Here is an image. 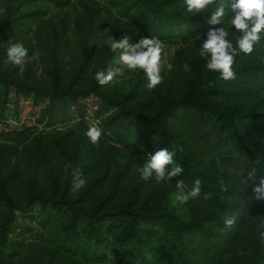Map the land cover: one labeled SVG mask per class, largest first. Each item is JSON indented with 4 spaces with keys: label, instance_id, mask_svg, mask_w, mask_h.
Wrapping results in <instances>:
<instances>
[{
    "label": "trees",
    "instance_id": "16d2710c",
    "mask_svg": "<svg viewBox=\"0 0 264 264\" xmlns=\"http://www.w3.org/2000/svg\"><path fill=\"white\" fill-rule=\"evenodd\" d=\"M38 1L64 6L70 0H0V117L5 120V132L16 135L36 126L67 129L53 141L40 134L23 144L26 161L39 171L33 178L19 171L6 173L17 150L0 147V198L11 210L21 207L14 188L19 186L18 199L23 206L36 201L68 211L67 229L75 226L80 215L89 220L122 215L126 222L121 234L126 238L139 233L141 220L162 219L169 238L160 257H169L173 264H243L240 244L245 248L264 224V199H257L252 191L264 179V110H257L264 108V63L254 61L264 54V35L251 54L235 56L236 77L226 81L218 72L209 71L207 59L199 55L203 39L198 33L208 28V18L186 14L185 5L177 0H104L144 37L174 45L168 66L161 62V84L149 90L144 72L127 91L98 84L95 74L114 66L116 53L107 45H97L104 24L92 12L73 17V45L67 20L52 36L36 38L32 49L36 45L40 48L39 58L49 78L46 85H40L14 74L7 62L9 46L3 44L19 37L23 30L24 15L18 13L19 8ZM27 14L34 16V12ZM230 14L228 2L222 24L212 28L226 29ZM227 31V39L236 47L235 36L240 37V33ZM184 64L189 71L184 70ZM93 126L102 132L100 143L138 146L141 141L146 154L175 148L174 160L183 169L177 179L190 190L200 179L203 202L246 210L252 219L229 229L222 220H187L172 210H148L138 203L136 195L141 189L111 197L112 187H118L115 180H122V185L127 180L131 162L115 172L111 187L105 191L106 171L113 156L108 150L100 149L98 156L92 151L94 145L86 132ZM82 140L88 144L84 150ZM58 165H63L62 173L57 171ZM72 168L81 169L87 181L76 193L71 192ZM253 169L254 177L244 185L242 179ZM3 243L0 240V245ZM98 253L105 254L102 244ZM5 257L0 253V264H7ZM51 260L30 242L15 264H51ZM248 264H264V252Z\"/></svg>",
    "mask_w": 264,
    "mask_h": 264
},
{
    "label": "rangeland",
    "instance_id": "374dc122",
    "mask_svg": "<svg viewBox=\"0 0 264 264\" xmlns=\"http://www.w3.org/2000/svg\"><path fill=\"white\" fill-rule=\"evenodd\" d=\"M177 2L186 7L184 0H177ZM228 2L231 3V0ZM185 11L191 16L208 18V21L211 18V12L194 15L188 13L187 10ZM28 12H34V16H28ZM92 12H96L100 22L104 24L103 30L96 38L99 47L106 46L104 40L109 35L114 36L116 40L127 35L132 44L137 43L141 38H146L136 26L120 14L117 8L104 0H70L64 6L39 1L26 2L18 11L19 14L24 15L25 23L22 32L19 37L13 40L3 41L6 46L21 43L28 50V56L25 58L22 69L7 60L9 66L14 69V74L20 79L28 78L40 85H46L49 78L46 73V65L39 58L40 48L36 45L32 49L36 38L39 35L52 36L57 31L58 26L67 20L70 21L68 34L70 35V43L73 45L76 37L75 18L73 17L77 14L88 16ZM66 15L69 18H65ZM231 16L232 14L227 19L226 29L236 31L234 26L230 25ZM213 26L208 23V28L198 33L202 36L203 41L207 39V32ZM235 38L239 39V35L236 34ZM161 45L163 48L161 62L164 61V66H168L174 45H165L163 42ZM116 59L115 56L113 63ZM254 61L264 63V54L255 57ZM141 72L143 71L139 69L134 72L125 69L124 76L119 77L122 81L121 84L116 87L110 85L106 87L127 91ZM257 110H264V108H257ZM3 129H0V147L10 151L17 150V152L12 153L5 172L19 171L33 178L39 174V171L31 168L26 161L22 150L23 144L33 136L40 134L53 141L59 133L65 132L67 127L56 126L42 129L40 126H36L20 135L6 133V129ZM81 133L82 131H78L77 135H81ZM81 144L83 150L88 147L86 140H82ZM141 146V141H139L138 146H126L112 141H104L103 143L99 141L98 145L93 146L92 151H95L97 156L100 149L108 150L109 155L113 156L112 166L106 171L105 191L111 187V179L115 172L131 162L129 174L126 176L127 180L124 179L123 185L122 180H115L118 187H112L111 197L122 192H129L131 189H141L136 195L138 203L148 210H172L187 220L200 219L210 222L218 220L224 222L225 217L234 215L237 217L235 225L252 219V214L246 210L209 205L203 202L200 197L192 199L182 206L173 207L170 197L177 191L175 183L179 179L174 178L171 182L161 184H157L154 177L149 181H143L139 169L148 160V154L143 152ZM57 171L62 173L63 165H58ZM120 186H122L121 191H119ZM14 188L19 193V186ZM18 193H15L16 202L21 207L14 210H11L10 206L0 198V230L3 231L0 240L4 242L0 245V253L2 256H6L4 260L7 264H15L22 253V248L30 242H34L43 254L52 257L51 264H173L169 257H160L162 247L169 238L164 231L165 224L162 219L141 220L138 224L139 233L131 238L123 237L121 234L126 222V218L122 215L93 220L80 215L75 226L67 229L64 225L68 221L69 212L64 208L40 205L36 201L23 206V202L18 199L20 197ZM17 211L21 213L19 216L16 215ZM99 244H102L105 249L103 256L98 253ZM240 246L239 252L243 264H248L253 258L264 252V243L260 241L259 231L252 234L245 248H242V244Z\"/></svg>",
    "mask_w": 264,
    "mask_h": 264
},
{
    "label": "clouds",
    "instance_id": "9594fccd",
    "mask_svg": "<svg viewBox=\"0 0 264 264\" xmlns=\"http://www.w3.org/2000/svg\"><path fill=\"white\" fill-rule=\"evenodd\" d=\"M188 13L198 14L211 12V18L208 21L210 25H221L225 17L228 0H184ZM214 10H211L213 9ZM230 9L232 16L230 25L240 33L236 41V47L227 39L229 32L225 27L210 28L207 32V39L203 41L200 47L199 55L207 59L206 67L211 72H218L223 80H233L236 73L233 70L235 56L239 53L251 54L254 51V45L261 41V35L264 34V0H231ZM111 52L116 53L117 59L115 66H109L106 71H99L95 74V79L100 86L116 87L122 81L119 77L124 76L125 69L129 71L142 70L147 77L149 90L155 89L161 84V59L163 48L161 42L155 38H141L137 43H130V37L125 35L120 40L109 35L104 40ZM237 47L239 52L237 51ZM28 56V50L21 43L10 44L7 49L8 60L15 66L23 68L25 58ZM210 57V58H209ZM185 71H189L187 64L183 65ZM87 137L93 145H98L102 132L97 127H90L86 132ZM182 151V149H179ZM176 149L169 151L167 148H161L154 153L148 154V160L143 167L139 169L140 177L143 181L155 179L157 184L168 183L178 177L183 171L180 165H177L174 156ZM172 165L169 171L168 166ZM66 167H71L66 164ZM71 192L76 193L86 186V178L83 177L82 170L72 168ZM255 170L249 172L246 178H243L244 185L254 177ZM177 191L172 194L170 200L173 207L182 206L192 199L201 195V180L196 179L194 186L188 190L183 180H177ZM251 186V185H249ZM257 199H264V179L258 185L252 187ZM21 213L16 212L19 216ZM237 221V217L227 216L224 224L227 228H232ZM259 237L261 243H264V224L260 226Z\"/></svg>",
    "mask_w": 264,
    "mask_h": 264
},
{
    "label": "built area",
    "instance_id": "2783aa9c",
    "mask_svg": "<svg viewBox=\"0 0 264 264\" xmlns=\"http://www.w3.org/2000/svg\"><path fill=\"white\" fill-rule=\"evenodd\" d=\"M5 127V120L0 117V129Z\"/></svg>",
    "mask_w": 264,
    "mask_h": 264
}]
</instances>
